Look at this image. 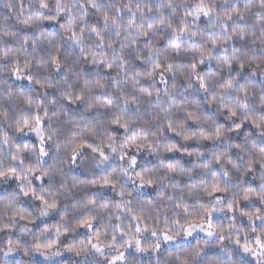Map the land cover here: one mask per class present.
Masks as SVG:
<instances>
[{"label": "clouds", "instance_id": "obj_1", "mask_svg": "<svg viewBox=\"0 0 264 264\" xmlns=\"http://www.w3.org/2000/svg\"><path fill=\"white\" fill-rule=\"evenodd\" d=\"M200 3L0 0V264H108L117 249L126 253L120 264H179L177 255L186 264H264L236 244L247 237L259 251L264 237V204L243 200L264 193V0H203L208 16L195 13ZM106 176L115 188L101 186ZM214 182L226 190L209 197ZM185 208H214L225 239L185 236L173 224ZM257 210L254 223L242 215ZM131 215L143 216L140 233ZM93 218L94 231L79 226ZM97 232L101 253L91 247ZM133 237L160 247L129 248ZM49 242L47 258L33 251Z\"/></svg>", "mask_w": 264, "mask_h": 264}, {"label": "snow or ice", "instance_id": "obj_2", "mask_svg": "<svg viewBox=\"0 0 264 264\" xmlns=\"http://www.w3.org/2000/svg\"><path fill=\"white\" fill-rule=\"evenodd\" d=\"M148 11L151 12L152 9L148 8ZM194 11L197 14V16H199L201 14L203 16H208L209 15V9L203 5V0H201V3L195 7ZM105 19L107 20V17H105ZM228 19L231 20V17L229 16ZM169 26H171V25H169ZM150 27H151V25H149V28ZM227 30H228V27L226 26L225 27V31H227ZM186 31H187L186 28H181L180 29L181 33L186 32ZM143 34L146 35L147 33H143ZM211 43H212V47L213 48H215L217 46V41L216 40H212ZM5 55H7V53H5ZM199 55L201 57H204L205 55H210V53H206L205 51H200ZM109 67H111V66L109 65ZM160 67L161 66L159 64L156 65L157 69H159ZM168 67L171 68V65H169ZM228 67H231V65L229 64ZM240 68L243 69L244 65L241 64ZM194 69H195V66L193 65V70ZM19 71H20V69L17 68V72H19ZM28 79L31 80V77H28ZM199 80H200V86L202 88L205 87L204 82H203V77H199ZM162 81H163V78H162ZM229 87H231V85H229ZM262 104H264V100H262ZM232 115L235 116L236 113L233 112ZM36 122L38 124L40 123L39 117L36 118ZM252 126L255 127V128H259L260 127V125L257 124L255 121H253V125ZM24 127H28V122L27 121H25ZM125 127H126V125H125ZM239 127H240V125H237V128H239ZM17 131L21 132V131H23V129L18 127ZM219 134H220L219 131H217V136H219ZM204 138L205 139H210V137H204ZM168 150L172 151L171 148H169ZM17 151H20V149H17ZM40 153H41L42 156L47 155V153L45 152L43 147H41ZM100 155L103 158L106 159V157L104 156L103 152H101ZM258 156H259V158L261 160H264V150L260 151L258 153ZM13 159H16V157L13 156ZM76 159H77V157L75 155H73L72 156V160L76 161ZM131 163L133 165H135L136 161L132 160ZM169 171L170 172H174L175 169L169 168ZM248 171L249 172L252 171L251 167L248 168ZM14 172H15L14 169H9V174H14ZM3 175H4V173H0V176H3ZM225 175H227V173H225ZM137 176H138V179H139V181H140L142 186L144 184H148V185L152 184V180L149 179V178H146L143 174L138 173ZM101 186L102 187L115 188V184L107 176L104 177ZM225 190L226 189L222 188L218 182H214L211 185L210 190L207 189V188L205 189V191L207 192V195L209 197H213V196H217L218 197L219 194H221ZM21 191H23L24 196H28L29 195V193L27 191H24L23 188L21 189ZM34 194L35 193H33V195ZM253 197H255V199L257 201H259V203L264 204V193H256V192H253V191H245L243 193V200L244 201H250V200L253 199ZM215 203L219 204L220 200L217 199L215 201ZM234 203L235 202H229L227 204V210L229 212H234L235 211ZM10 206L11 205H10V202H9V204L6 205V207H10ZM47 206H48V208H55L57 205H56L55 200H53L51 203H48ZM115 207L117 209H119V208H122L123 205L122 204H116ZM46 214H47L46 212L42 213V215H46ZM242 215H247L249 222L250 223H254L255 219L259 218V210H257V214H256L255 217L253 215L249 214V213H246V212L242 213ZM184 216H185V220H184L183 223L181 222V219L179 217H177L173 221V224L175 226H177V227H180L184 231L185 236L192 237L194 231H200V232H204V234L207 237L212 238L218 232L219 233V239L221 241H223L225 239V231L222 228L217 227V225L214 223V216H215V209L214 208H212L211 210L209 208H201L200 211L192 212V213H189V210L187 208H185L184 209ZM16 217H17V213L14 211L12 213V219H16ZM19 219L27 220L28 218L25 217L23 214H20L19 215ZM61 219H63V218H61ZM131 220L134 222V227H135L136 233H140L141 232V225L144 224L143 216H141V215H131ZM93 221H94V218L93 219L84 220L79 226L81 228H84L85 230L94 231ZM28 223H31V220H28ZM167 223L168 222L165 221L166 230L163 232V240H164V242L169 243V242H172V238L168 235ZM132 227H133V225H129V231L131 230ZM53 228L55 229V231L57 232L58 235L61 234V229H60L59 225H53ZM25 230H27V229H25ZM47 231H48V229H45V232H47ZM143 231L144 232H148V228H147L146 225L143 228ZM254 231H255V229H254ZM120 236L128 237V233L124 232V231H121L120 232ZM151 237L152 238H158V233H157L156 230H153L151 232ZM94 239L97 241V243H93L91 245V247L97 253H101L103 251V249L99 245V242L101 241V235L98 232L95 233ZM133 240L135 241V247H136V249L138 251H148V248H146L144 245L146 243L153 244L152 240H141V239H138V238H135V237L127 238L125 240V243L128 244L129 248H131L133 246ZM247 240H248V238L245 237V242L243 244H241L239 237H237L236 244H237L238 247L242 248L244 253H251L253 256H257V257L264 256V237L259 236V235L256 236L255 244L258 246L259 251H256L252 247H250V245L247 242ZM112 242H113V244L118 242L116 236L112 237ZM8 246H9L10 250H11V248L14 247V244H13L12 240H10V239L8 240ZM109 246L111 247L112 245H109ZM153 246L158 249L160 247V244L158 242H156V243L153 244ZM54 247H55V244H53L51 242H49L46 246L42 245L40 243H36L33 251H35L36 253H39L41 255H45V258H47L46 254L49 251H51V249L54 248ZM66 250L69 251V252L75 253L77 255H79L80 252L82 251V249H78V248H76L74 246H70ZM192 251L193 252H199V242H197L196 247L193 248ZM56 255H59V253L57 252ZM125 258H126V253L121 251L120 249H117V254L110 258L108 264H120V262H123L125 260ZM176 259L179 262V264H186V262L183 261L179 255L176 256Z\"/></svg>", "mask_w": 264, "mask_h": 264}, {"label": "trees", "instance_id": "obj_3", "mask_svg": "<svg viewBox=\"0 0 264 264\" xmlns=\"http://www.w3.org/2000/svg\"><path fill=\"white\" fill-rule=\"evenodd\" d=\"M25 83H27V81H25ZM81 230H83V229H81Z\"/></svg>", "mask_w": 264, "mask_h": 264}, {"label": "rangeland", "instance_id": "obj_4", "mask_svg": "<svg viewBox=\"0 0 264 264\" xmlns=\"http://www.w3.org/2000/svg\"><path fill=\"white\" fill-rule=\"evenodd\" d=\"M190 239V238H189Z\"/></svg>", "mask_w": 264, "mask_h": 264}]
</instances>
